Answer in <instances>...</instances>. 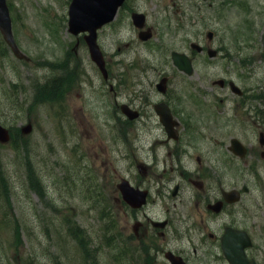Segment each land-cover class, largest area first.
I'll use <instances>...</instances> for the list:
<instances>
[{"label": "rangeland", "instance_id": "1", "mask_svg": "<svg viewBox=\"0 0 264 264\" xmlns=\"http://www.w3.org/2000/svg\"><path fill=\"white\" fill-rule=\"evenodd\" d=\"M71 1L8 0L15 38L29 60H18L8 47L3 50L0 35V122L4 124V120H7L8 124L21 129L30 125L32 129L29 133L21 134L22 139L16 149L11 142L0 144L1 169L11 188L9 201L6 196L0 198V264H119L116 261L119 250L113 243V234L106 233V223L98 207H114V214L120 220L119 234L123 239L128 236L124 232L125 210L119 203L112 204L109 194L113 188L109 186L113 183L116 188L122 177L134 176L137 180L139 175L144 174L139 172V166L143 162H151L150 155L146 153L145 156L140 150L144 146L151 147L147 139L141 140L140 123L126 127L121 118L116 121L117 114L120 116L121 113L116 114V106L112 109L108 105L112 94L90 59L84 36L76 37L69 31ZM222 1L214 0L212 7L205 5L200 12L212 21L210 30H215L217 34L215 46L221 43L223 36L220 18L215 11ZM240 5L246 10L245 13L240 11ZM227 9V25L232 27L229 28L232 39L237 34L235 28L241 25L240 20L248 18L247 12H258L264 19V0H242ZM125 29L127 41L134 35L130 21ZM201 30L196 28L190 39L206 45L208 30ZM262 31L257 26L255 41L259 44ZM184 37L186 34L182 32L166 36L168 51L191 54L187 44L181 42ZM249 39L245 37L239 43L244 47V55L255 57L264 54V48L261 45L253 47L255 43ZM113 41L111 28L104 29L100 34V43L106 52L113 51ZM166 49L157 52L159 65L164 62L161 58L166 56ZM123 50L128 61L141 55V67L150 57L148 48L134 45L130 48L123 46ZM71 54L74 56L71 57L72 64L77 65L82 75L68 92L66 102L62 105L36 102V84L55 76L45 62L60 63ZM193 55L196 58V73L189 79L193 94L192 111L196 116L203 114L204 117L198 124L199 134L194 135L197 138L193 141L196 149L197 140H204L205 146L211 147L213 142L210 139L221 137L223 131L238 129L234 126L222 129L219 118L215 117L214 110L220 104L218 95H222V91L218 86H213V82L221 78L236 79V70L226 75L222 68L227 65L221 60H208L197 53ZM232 56H235L234 47ZM121 68V65H116L115 72ZM259 68L264 72V64H259ZM260 71L259 81L264 80ZM167 73L172 75L171 71L167 70ZM137 77L117 87V91L121 92L119 103L128 101L133 84V91L137 89ZM116 80L119 82L120 77ZM243 133L237 131L242 136ZM28 157L47 188L44 199L28 188ZM225 178L241 180L240 184L246 182L250 188L243 204L238 205L234 220L226 215L212 221L206 215V206H198L195 196L199 191L190 183L185 185L182 204H178L177 208L169 203L166 206L160 204L158 217L176 218L170 236H180L178 239L190 251L194 264H228L218 239L212 240L207 233L219 235L221 227L230 221H234L233 226L249 232L254 241L250 256L257 259L259 264H264V175L255 180L250 172L243 169L236 175L228 172ZM149 179L153 181L157 178ZM97 180L103 185L101 199L96 198L93 190ZM154 196L157 199L155 193ZM16 224L22 226L21 241L14 234ZM77 227L83 230V235H70V228ZM194 247L198 256L193 253Z\"/></svg>", "mask_w": 264, "mask_h": 264}, {"label": "flooded vegetation", "instance_id": "2", "mask_svg": "<svg viewBox=\"0 0 264 264\" xmlns=\"http://www.w3.org/2000/svg\"><path fill=\"white\" fill-rule=\"evenodd\" d=\"M205 5L212 6L211 0H126L118 12L116 21L112 24L116 25L114 28L117 34L112 43L113 51L106 54L108 78L104 81L109 93L112 94L108 105L112 109L115 106L121 109L122 104H125L138 112V120L132 121L121 117L122 123L130 127L139 122L143 135L141 140L147 139L151 142V147L140 148L145 156L147 153L151 157V162H143L139 166V172L144 174L139 175L137 180L134 176L130 177L138 188L149 192L147 205L140 209H131L123 204L121 199L117 200L125 210L124 232L128 235L126 237L130 246L126 254L128 264H171L166 258L167 253L181 257L186 264H194L190 251L181 244L182 240H179L178 236H169L174 221L165 219L167 225L164 232L158 226L160 204L166 206L169 203L174 208L178 207V204H182V193L186 183L191 182L199 191L195 196L198 206L200 204L206 206L208 212L206 215L212 218V221H218L221 216L226 215H230L231 220H234L236 209L238 205L243 204L246 195L250 193V188L247 194L241 195V201L232 203L227 195L235 190L241 191L244 185L241 187V180H227L225 178L227 173L233 172L236 175L246 168L255 175L254 179H260V176L264 175V80L258 79L260 71L258 61L264 63V54L255 57L246 56L243 53L244 48L239 45L240 40L250 36V42L255 43L253 47L257 48L261 45L264 48V19L260 13L247 12L248 18L240 20L241 25L235 28L237 34L233 35V39L230 30L232 27L227 25L228 10H224L220 17L223 36L216 49L220 53L218 59L227 65L222 68L226 75L231 70H236V79L226 77L222 80L218 118L222 129H230V126H234L244 133L242 136L237 134L238 130L223 131L221 137L209 140L213 142L211 147L205 146L204 140L197 142L196 149L193 146L192 139L198 128V119L192 111L191 91L183 88L188 85L189 77L174 66L172 55L161 58L164 62L159 65L157 52L149 51L150 57L146 58L143 67L140 66L142 62L139 61L141 55L140 58L135 57L131 61H128L124 55L123 46L131 45L130 42H126L124 36L127 15L135 12L143 14L144 30L152 34V40L142 42L139 39L141 30L133 25L137 37L134 43L138 44L139 48H150L162 36H173L177 32L185 33L184 42L190 43L191 33L196 28H201L203 31L212 26V21L200 13ZM240 11L246 12L245 9ZM257 26L263 29L262 38H259L261 44L255 41ZM246 34L249 35L245 36ZM213 43L212 39L206 46H202L203 54L204 51L214 49ZM232 47L235 48V56H232ZM192 60L194 62L195 58L192 57ZM116 65L122 66L117 73ZM135 70L138 71L134 73ZM167 70L171 71L172 75H169ZM260 73L264 77V72L260 71ZM136 75H138L135 84L137 89L133 91V84L128 101L119 103L118 96L121 92L117 91V87L134 79ZM117 77H120L119 82L116 80ZM163 79L165 84L162 86L160 82ZM233 82L237 87L235 91L232 87ZM261 135L263 137L260 139ZM258 140L261 144L259 148ZM233 141H238L245 147V158L234 154ZM194 149L197 152L196 156ZM149 177L157 179L152 181ZM193 177L197 180H193ZM233 222L224 224L219 235L209 232L207 236L221 241L226 228ZM193 250L194 255L198 256L197 249L194 247Z\"/></svg>", "mask_w": 264, "mask_h": 264}, {"label": "water", "instance_id": "3", "mask_svg": "<svg viewBox=\"0 0 264 264\" xmlns=\"http://www.w3.org/2000/svg\"><path fill=\"white\" fill-rule=\"evenodd\" d=\"M124 0H73L70 6V32L78 35L81 32H88L85 37L91 56L96 61L103 72L104 61L97 45V30L103 25L114 20L118 7L122 5ZM141 16L135 15L134 20L139 24ZM0 30L12 48L14 54L20 58H27L19 49L12 32V20L7 5V0H0ZM180 55L175 54L176 63L186 72L192 73V69L188 67L187 62L180 59ZM30 127L25 129L28 132ZM0 140L6 142L9 140V134L6 129L0 126ZM123 193L128 194L129 188L126 184L121 185ZM250 245V239L244 232L228 230L224 236L223 248L224 252L231 264H251L247 260L244 253L245 247Z\"/></svg>", "mask_w": 264, "mask_h": 264}, {"label": "trees", "instance_id": "4", "mask_svg": "<svg viewBox=\"0 0 264 264\" xmlns=\"http://www.w3.org/2000/svg\"><path fill=\"white\" fill-rule=\"evenodd\" d=\"M2 49H6V45L3 42ZM53 68L56 67L54 64H50ZM72 71V70H71ZM71 71H66L68 75L63 80V83H61V78H58L57 81L54 84H51L50 87L46 86L43 83L36 84V92H35V101L36 102H46V101H60L59 99L64 97V93L70 88L69 85L72 82V79L74 78V74ZM71 73V74H69ZM20 136V131L15 130L13 135V145L17 146V138ZM26 168H27V174H28V183L30 189L34 190L39 196L44 197L45 196V186L43 184V181L41 179V176L39 175L37 168L33 165L31 158H27L26 161ZM9 198V184L7 181L6 176L3 174V171L1 169L0 164V198ZM22 227H20L19 224L16 225V228L14 230L15 237L18 238V241L22 240Z\"/></svg>", "mask_w": 264, "mask_h": 264}]
</instances>
